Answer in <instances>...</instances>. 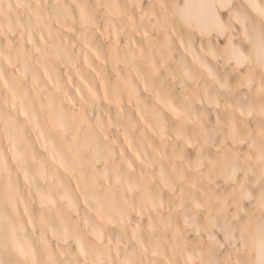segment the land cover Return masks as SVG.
<instances>
[{"label":"bare ground","instance_id":"bare-ground-1","mask_svg":"<svg viewBox=\"0 0 264 264\" xmlns=\"http://www.w3.org/2000/svg\"><path fill=\"white\" fill-rule=\"evenodd\" d=\"M0 264H264V0H0Z\"/></svg>","mask_w":264,"mask_h":264}]
</instances>
